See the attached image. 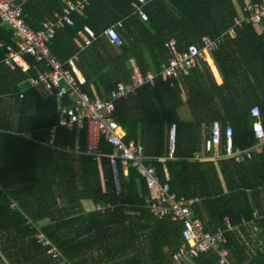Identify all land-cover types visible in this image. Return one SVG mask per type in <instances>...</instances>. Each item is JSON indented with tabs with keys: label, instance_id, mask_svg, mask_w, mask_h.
Instances as JSON below:
<instances>
[{
	"label": "trees",
	"instance_id": "16d2710c",
	"mask_svg": "<svg viewBox=\"0 0 264 264\" xmlns=\"http://www.w3.org/2000/svg\"><path fill=\"white\" fill-rule=\"evenodd\" d=\"M18 1L23 3L26 24L34 30L55 21L65 5V0ZM133 1L92 0L84 11L73 14L75 25L57 29L50 50L74 75L70 60L79 55L76 66L86 78L82 87L90 94L93 86L106 96L120 82L131 83V60L143 74H158L153 85L146 83L116 102L126 143L142 144L150 158L147 164L155 167L161 181L178 195L195 200V217L203 220L207 230L225 228L228 218L233 229L226 232L224 246L231 262L264 264V220L260 219L257 234L241 224L242 217L253 219L256 210L264 215V151L245 163L193 159L202 151L214 121H220L223 129L222 154L228 126L233 129L234 148L255 144L252 107H259L264 126V32L258 34L255 27L245 25L236 36L230 34L244 0H154L144 7L148 21L135 13ZM118 22L122 23L118 27L121 45L105 36ZM86 26L95 30L97 39L82 51L76 39ZM205 36H223V43L212 52L223 81L218 83L212 75L206 80L198 66L192 68L182 77L189 96L185 103L180 82L173 86L161 74L172 57L167 43L176 39L184 52L192 44L202 48ZM0 41L14 45L12 30L1 20ZM5 56V48H0V264H55L36 241L37 227L74 264L171 262L183 242V224L153 216L145 204L144 178L136 168L126 171L118 162L120 192L111 160L114 147L103 139L102 160L88 156L87 132L59 126L55 90L27 87L28 79L43 65L28 57V71L10 70L3 63ZM64 103L73 100L66 96ZM185 104L195 110L190 121L180 115ZM174 124L178 125L177 149L171 159ZM85 200L114 209L86 211ZM192 262L188 264H220L216 251L200 253Z\"/></svg>",
	"mask_w": 264,
	"mask_h": 264
},
{
	"label": "built area",
	"instance_id": "2783aa9c",
	"mask_svg": "<svg viewBox=\"0 0 264 264\" xmlns=\"http://www.w3.org/2000/svg\"><path fill=\"white\" fill-rule=\"evenodd\" d=\"M92 0H65V5L61 13H56L55 21H49L40 30L30 28L24 19L23 3L18 0H0V20L3 26L12 30L14 45L6 44L0 41V48H5L6 56L3 63L11 70L20 68L22 71H28L31 64L28 57L33 58L36 63L43 65V68L36 69V75L28 79V88L55 90L56 107L61 117L59 126L67 130H77L87 132L86 154L95 160L101 161L104 157V151L101 142L106 139L114 147V153L111 155L113 166L121 162L123 168L128 171L129 167L136 168L138 173L144 178L148 188L145 204L149 211L156 218L171 217L174 221L181 222L183 228V242L173 253L172 261L164 264H188L190 260L199 256L200 253L216 251L219 256L220 264H235L229 259V249L224 245L227 243L226 232L233 229L228 218L225 228L218 227L215 231L206 229L205 223L198 217H195L193 205L194 199H187L184 196L174 192L169 183L161 181L158 172L153 165L147 164L150 159L145 154L142 144L130 141L126 143V133L116 116V102L119 99L127 98L136 93L138 87L155 82L158 74L148 71L143 74L138 64L131 60L133 73L132 82H120L106 96L100 94H90L84 90L80 80L64 67V64L52 53L51 44L54 41L56 31L66 25H75L73 14L84 11ZM154 0H134L132 6L135 13L143 21H148V13L144 7ZM245 25H252L256 29L264 32V1L253 3L250 0H244V6L240 13L234 17V25L230 29L232 36L237 35V29H242ZM122 23L118 22L115 26L108 28L105 32L114 44L121 45L122 40L118 32V27ZM97 39L95 30L86 26L80 32V38L76 39L79 48L84 51ZM223 36L213 39L205 36L202 39L203 47L190 45L184 52L179 50L178 42L172 39L167 43V47L172 52V57L164 65L161 72L165 81H170L175 86L184 75H189L191 69L198 66L201 61L207 59L223 43ZM79 55L70 60V65L75 69L76 61ZM19 96H24V90L19 92ZM73 100V104H65L64 97ZM251 116L254 118L252 131L255 144L248 149L234 148L232 144L233 129L228 126L224 130L227 139L225 152L222 154V135L223 129L220 121H214L210 128V135L203 142L201 152L194 154L193 159L198 161H214L220 159H233L236 163H245L261 155L264 151V126L262 123L261 112L258 106L251 108ZM54 127L51 131L50 144L55 141ZM178 125L174 124L170 131V157L174 158L177 149ZM165 161V158L163 159ZM108 209H114V206H98L96 211L105 213ZM260 219L264 220L259 210L254 213L253 219L241 218L243 226H251L254 233L257 234L261 228ZM39 232L35 235L37 243L41 244L55 261V264H74L65 259L63 253L56 242L46 233L37 227Z\"/></svg>",
	"mask_w": 264,
	"mask_h": 264
},
{
	"label": "crops",
	"instance_id": "0c3cea01",
	"mask_svg": "<svg viewBox=\"0 0 264 264\" xmlns=\"http://www.w3.org/2000/svg\"><path fill=\"white\" fill-rule=\"evenodd\" d=\"M241 9L242 8L239 6L238 13L241 12ZM255 30H256V32L258 34H262L261 29L257 28ZM198 67L201 69L202 72H204V74H205L204 76H205L206 80L208 79V76L211 77V75H212V77L215 79V81H218V83H221L223 81L222 72L219 69L218 65L216 64V62H215V60L213 58V55L208 54L207 55V59L205 61H201L200 64L198 65ZM73 70L75 72V76L80 80V82L84 83L86 81V78H85L84 74L82 72H80L78 70V68H75V69L73 68ZM249 76H250L251 80H254V77L252 76V74H249ZM209 81H211V80H209ZM245 86L249 87V82ZM179 88L182 90V98H183L184 102L186 103V101H188V97L189 96H188V93H187V89L185 87L184 78L180 80ZM93 89H94V95L98 94V91H97L95 86H93ZM38 90L41 91V92H47L48 91V90H45V89H38ZM249 97L251 99H254L253 92H251V91L249 92ZM193 111H195V110L190 109L188 104H185V106L181 109L180 113L182 115V118H184L186 120L188 119L187 121H190V120L194 119ZM197 112H200V111L197 110ZM197 114H199V113H197ZM83 206L86 209V211H96L97 207L100 206V205H95L92 201L85 200V201H83ZM190 262L193 263L192 260H190Z\"/></svg>",
	"mask_w": 264,
	"mask_h": 264
},
{
	"label": "water",
	"instance_id": "95a60500",
	"mask_svg": "<svg viewBox=\"0 0 264 264\" xmlns=\"http://www.w3.org/2000/svg\"><path fill=\"white\" fill-rule=\"evenodd\" d=\"M113 168H114V173H115L117 186H118L119 191L121 192L122 191V186H121V178H120L118 166L115 165Z\"/></svg>",
	"mask_w": 264,
	"mask_h": 264
},
{
	"label": "rangeland",
	"instance_id": "374dc122",
	"mask_svg": "<svg viewBox=\"0 0 264 264\" xmlns=\"http://www.w3.org/2000/svg\"><path fill=\"white\" fill-rule=\"evenodd\" d=\"M180 115H181V113H180ZM181 117H182V115H181ZM184 119V118H183ZM186 120V119H185ZM188 120V119H187ZM1 264H5V263H1Z\"/></svg>",
	"mask_w": 264,
	"mask_h": 264
}]
</instances>
